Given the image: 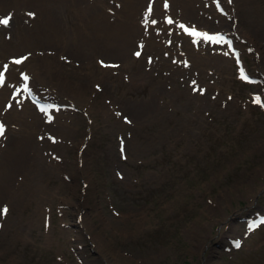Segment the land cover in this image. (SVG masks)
Instances as JSON below:
<instances>
[{"label": "rangeland", "instance_id": "1", "mask_svg": "<svg viewBox=\"0 0 264 264\" xmlns=\"http://www.w3.org/2000/svg\"><path fill=\"white\" fill-rule=\"evenodd\" d=\"M138 1L83 0L78 18L52 13L68 39L77 28L87 37L111 7L128 8L139 34L128 60L103 56L111 66L95 68L66 59L60 76L37 81L40 92L30 86L49 110L19 82L47 74L32 59L58 42L13 59L0 52L6 72L10 61L27 62L16 71L17 98L35 113V155L15 157L18 168H7L16 175L0 186V264H264V223H254L264 214V23L249 21L237 0ZM25 8L34 7L19 20L0 2V20L9 19L0 40L16 42L23 22L44 25ZM3 126L6 166L4 150L30 129Z\"/></svg>", "mask_w": 264, "mask_h": 264}, {"label": "bare ground", "instance_id": "2", "mask_svg": "<svg viewBox=\"0 0 264 264\" xmlns=\"http://www.w3.org/2000/svg\"><path fill=\"white\" fill-rule=\"evenodd\" d=\"M83 0H0L4 5H9L11 8L10 15L16 16L20 20L18 11L23 18H26L22 14V7L31 6L34 8H25L26 14L28 16L42 14L44 19V25L40 27V22L33 23L31 26L22 24L19 29L18 38L16 42L0 40V52H2L5 58H14L17 51H23L24 49L29 50V47L35 48L40 44H50L53 41L58 42V46L55 47L54 51H45L40 56H34L32 59L35 61V65L38 68H42L44 72H47L50 76L43 75L42 73L36 74V80L25 79L21 81L19 85H25L28 88L31 86L35 89L36 92H40L37 85V81L40 82L41 86L47 85V80H51L50 77L61 75L64 70V64L67 62L66 59H70L73 65L83 67L86 64H90L95 68L103 67L107 68L111 66L112 61L105 62L103 56H115L119 55L124 57L125 60H128L129 52L132 48V43L135 41L139 32L136 29V23H132V9H118L111 7V14L102 15L105 22L96 20H91L90 27H92L89 35L86 37L84 35L83 29H75L74 35L71 38L66 39V36L63 35L62 30L60 29L63 26V22L60 23L58 17H52L53 12L62 11L65 18L67 19L70 16L78 18L80 15L86 12V8L89 5L82 3ZM238 9L242 15L246 16L249 21H253L258 25L264 23V7L261 3H258V0H237ZM143 3V0H139ZM38 6V7H35ZM93 8V7H92ZM237 12V11H236ZM121 14L122 19L116 20L113 15ZM142 17V9L136 12L135 15ZM145 14L143 15V17ZM1 17V16H0ZM7 18V17H6ZM31 22V20H30ZM35 24L37 28H35ZM70 22L66 21L65 26H69ZM74 26L73 24H71ZM76 26H74L75 28ZM137 45V44H135ZM69 55V56H67ZM25 59L31 58L28 53H25ZM218 62H222V57L217 55ZM5 62V61H4ZM26 66V63H16L15 61L9 62V69L5 74V79L3 83H0V108L1 103L8 104L11 106V109L4 114L0 115V124H5L6 122L12 124H18L23 126L25 129H30L29 136L24 135L19 137L18 145L15 148V151L12 148L4 150V155L9 156L10 159L4 164H0V186L5 188L9 186L10 180L13 178V175H16L15 170H9L7 166L12 165L18 168V165L15 161V157L24 162L29 155H35V152L27 153V148L30 142H34V134H31L33 129H35V116L32 118L31 112L27 107L25 100L18 99L17 88L18 82L16 80V71H18L22 66ZM126 65V63H125ZM3 62L0 63V70H4ZM95 72H98L96 70ZM104 73V72H103ZM109 74H104L98 78L97 74L93 79V83L96 86V82L99 80L106 79ZM90 77H93L92 72ZM41 80V81H40ZM78 97L81 98V92H77ZM31 109V108H30ZM35 114V113H33ZM4 116V117H3ZM6 119V120H5ZM32 129V130H31ZM33 162V163H32ZM35 159H31L28 163V167L32 169L33 176L29 180L27 176V183L34 187V177H35Z\"/></svg>", "mask_w": 264, "mask_h": 264}, {"label": "snow or ice", "instance_id": "3", "mask_svg": "<svg viewBox=\"0 0 264 264\" xmlns=\"http://www.w3.org/2000/svg\"><path fill=\"white\" fill-rule=\"evenodd\" d=\"M169 22H171V21H169ZM8 23H9V19L8 18L0 20V24L7 25ZM194 34H196V33H194ZM136 54L139 55V53H136ZM16 63H20V61L18 60V61H16ZM2 82H3V79H2V77H0V83H2ZM3 132H4V126H3V124H0V134H3ZM4 211L6 212L7 209L5 208ZM237 247H239V243H237Z\"/></svg>", "mask_w": 264, "mask_h": 264}]
</instances>
